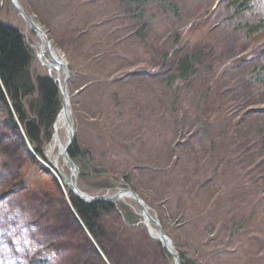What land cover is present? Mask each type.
Instances as JSON below:
<instances>
[{"label": "rangeland", "instance_id": "374dc122", "mask_svg": "<svg viewBox=\"0 0 264 264\" xmlns=\"http://www.w3.org/2000/svg\"><path fill=\"white\" fill-rule=\"evenodd\" d=\"M20 1L71 67L83 189H135L184 261L264 264V75L256 69L264 53L250 54L264 43V0L237 13L232 0ZM0 18L25 34L33 74L49 75L36 53L39 37L10 0H0ZM198 52L197 71L181 79L179 59ZM7 119L0 100V193L27 172L25 181L37 189L0 201V264H23L58 247L66 212L54 169L41 157L53 175L32 166L33 146L11 135ZM37 192L44 208L36 220L34 210L26 214ZM123 202L139 215L135 202ZM17 214L25 217L13 226ZM70 225L66 236L81 237L80 226ZM145 246L143 236L126 233L125 261L174 264L153 245L150 260L143 258ZM70 258L47 264H75Z\"/></svg>", "mask_w": 264, "mask_h": 264}, {"label": "trees", "instance_id": "16d2710c", "mask_svg": "<svg viewBox=\"0 0 264 264\" xmlns=\"http://www.w3.org/2000/svg\"><path fill=\"white\" fill-rule=\"evenodd\" d=\"M252 1L232 0V11L234 13L244 12L252 7ZM261 52L264 53V43L257 45L250 54L255 55ZM200 55L201 53L198 52L179 59V75L181 79L186 80L197 71V58ZM246 58L247 55H244L240 56L238 60ZM33 59L34 57L25 34L15 26L3 22L0 18V100L8 111L7 122L9 130L11 135L16 134V136L20 137L24 145L29 142L33 146V151L28 150L32 166L34 168L40 166L44 175H53L52 169L46 164L49 161L45 151H47L53 138L54 122L61 109V95L57 83L49 75L39 74L35 76L33 74ZM263 67L256 68L257 75H264ZM45 145L46 149L43 150ZM71 154L77 162L78 159L80 160V149L78 150L73 146ZM38 157H41L46 163L42 162ZM26 174H23V176L21 174L17 182H14L0 193V201L10 196L12 192H19L27 188L32 189V191L37 189L36 184L29 185L25 181L24 176ZM57 182L62 194L61 197L60 195L58 196L66 212L61 224L65 232L64 234L63 232H59V235L57 234L58 238H60V243L56 249H53L52 246L50 252H43L44 255L34 254L35 256L31 257L30 260L24 261L23 264H47L48 261L53 263L56 259H67L70 257H73L72 260L75 264H89V262H94V264H136V259V263L132 262L131 259H129L130 263L125 261L127 255L124 248L126 245V233L127 235L138 233L143 236L144 241L148 245L143 248L145 251L143 258L150 260V257H152L153 252L150 245H153L154 248L155 246L157 247L155 251L158 256L160 255L164 259L172 258L159 241L150 237L142 223V226L141 224L136 226L141 217L135 212L133 213L123 201L118 204L103 201L87 204L76 199L69 188L62 184L60 180H57ZM62 187L69 191L68 202L65 199ZM37 193L36 197H32L34 202L30 209H27L28 214H26V216L30 215L34 210L36 220L38 215H40L38 213L44 208V204L40 200V193ZM69 204L73 207V210ZM125 212H128V214H125ZM130 213H132V216H129ZM20 214L15 215L13 226L18 225L24 219L25 216L23 217ZM128 218L129 224L132 225L126 223ZM65 220L68 223L65 224ZM71 223L76 224L78 228L80 226L81 232L79 234L81 237L68 238V235L66 236L69 233V230H66L67 224L69 226ZM27 226L26 222L24 227ZM122 230L121 237L116 241ZM14 241L17 242L13 243V253L15 254L16 249L18 250V256L15 259L19 262L22 260L18 246L20 240L15 239ZM181 256L183 264H192L190 261H184L185 255L182 252Z\"/></svg>", "mask_w": 264, "mask_h": 264}, {"label": "water", "instance_id": "95a60500", "mask_svg": "<svg viewBox=\"0 0 264 264\" xmlns=\"http://www.w3.org/2000/svg\"><path fill=\"white\" fill-rule=\"evenodd\" d=\"M12 6L17 11V13L26 21L27 25L34 31L40 39L39 49L36 51L37 56L46 68L49 70V77L54 79L59 88L61 95V109L57 114L54 122V134L55 127L57 125L58 118L61 115H65L68 123V141L62 150L64 163L68 165L69 172H66L62 167H60L58 158L59 154L56 156L55 161L51 160L49 156V147L46 151V156L48 158L50 167L54 169L56 175L59 177L61 182L66 185L73 196L87 204H92L95 202H112L118 204L120 201H125L127 199L132 200L137 205L136 211L141 217V223L145 226L148 234L155 240L159 241L165 251L173 258L174 264H183V259L180 251L177 249L173 239L166 231L160 217L157 213L151 210L149 204L141 197V195L132 187L126 186L118 188L114 192L105 193H91L83 189L80 183L81 169L77 164L75 158L71 154V149L76 142V125L69 111V83L72 77V70L69 65L67 58L62 55L52 44L47 32L41 26V24L27 12L24 5L20 0H10ZM64 70V78L61 74L60 69ZM56 70L57 75H53V70ZM53 134V137H54ZM53 140V138H52ZM52 142V141H51ZM139 210V211H138Z\"/></svg>", "mask_w": 264, "mask_h": 264}, {"label": "bare ground", "instance_id": "6f19581e", "mask_svg": "<svg viewBox=\"0 0 264 264\" xmlns=\"http://www.w3.org/2000/svg\"><path fill=\"white\" fill-rule=\"evenodd\" d=\"M60 71H61V74L64 78L63 68H61ZM52 74L55 76L57 75V72L55 69L53 70ZM68 101H69V111L71 112L72 117H73V105H72V96H71L70 87H69V92H68ZM63 132H65V138L64 139L62 137ZM68 138H69L68 137V123H67V120L65 118V115H61L58 118L57 125L55 127V134H54L53 140H52V142L50 144V148H49V156H50L51 160L55 161L56 156L59 154L58 162H59L60 167H61L60 158L63 159V155L61 152H62L64 146L66 145ZM57 149H59V151H57Z\"/></svg>", "mask_w": 264, "mask_h": 264}]
</instances>
